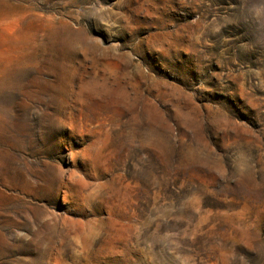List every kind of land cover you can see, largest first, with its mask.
<instances>
[{
    "label": "rangeland",
    "instance_id": "rangeland-1",
    "mask_svg": "<svg viewBox=\"0 0 264 264\" xmlns=\"http://www.w3.org/2000/svg\"><path fill=\"white\" fill-rule=\"evenodd\" d=\"M0 264H264V0H0Z\"/></svg>",
    "mask_w": 264,
    "mask_h": 264
}]
</instances>
